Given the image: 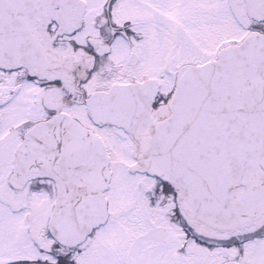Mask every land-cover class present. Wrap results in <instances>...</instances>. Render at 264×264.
I'll return each instance as SVG.
<instances>
[{
  "label": "snow or ice",
  "instance_id": "obj_1",
  "mask_svg": "<svg viewBox=\"0 0 264 264\" xmlns=\"http://www.w3.org/2000/svg\"><path fill=\"white\" fill-rule=\"evenodd\" d=\"M0 264H264V0H0Z\"/></svg>",
  "mask_w": 264,
  "mask_h": 264
}]
</instances>
